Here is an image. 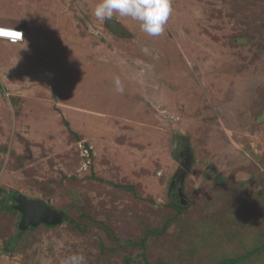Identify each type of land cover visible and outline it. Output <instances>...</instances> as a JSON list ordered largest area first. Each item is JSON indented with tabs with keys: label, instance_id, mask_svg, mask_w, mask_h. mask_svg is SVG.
I'll list each match as a JSON object with an SVG mask.
<instances>
[{
	"label": "rangeland",
	"instance_id": "obj_1",
	"mask_svg": "<svg viewBox=\"0 0 264 264\" xmlns=\"http://www.w3.org/2000/svg\"><path fill=\"white\" fill-rule=\"evenodd\" d=\"M97 3L0 0V25L26 31L0 40V264H216L263 245L264 0H170L156 37ZM18 195L66 222L21 231Z\"/></svg>",
	"mask_w": 264,
	"mask_h": 264
},
{
	"label": "clouds",
	"instance_id": "obj_2",
	"mask_svg": "<svg viewBox=\"0 0 264 264\" xmlns=\"http://www.w3.org/2000/svg\"><path fill=\"white\" fill-rule=\"evenodd\" d=\"M171 11L170 0H99L92 14L101 22L111 20L115 13L122 17H130L139 22L140 29L144 33L156 37L164 31V25L167 23ZM0 31L6 30L0 29ZM11 32L19 33L23 40L22 33L14 30ZM1 39L8 41L7 43L18 42L17 38L3 34H0ZM114 82L116 90L123 92L119 77H114ZM199 187L200 185H196V188ZM62 264H86V260L83 255L73 254L65 258Z\"/></svg>",
	"mask_w": 264,
	"mask_h": 264
},
{
	"label": "water",
	"instance_id": "obj_3",
	"mask_svg": "<svg viewBox=\"0 0 264 264\" xmlns=\"http://www.w3.org/2000/svg\"><path fill=\"white\" fill-rule=\"evenodd\" d=\"M185 163L186 162L183 161L182 168L186 170L187 165ZM177 194L179 197V203L184 206L186 203L181 188H178ZM15 201L16 206L14 208L21 214L19 224V229L21 231H25L28 227H36L40 224L45 226L60 225L63 220L62 213L57 212L44 202L28 200L21 195H18ZM141 257L143 259V255H141ZM144 263L149 264L146 260H144Z\"/></svg>",
	"mask_w": 264,
	"mask_h": 264
},
{
	"label": "trees",
	"instance_id": "obj_4",
	"mask_svg": "<svg viewBox=\"0 0 264 264\" xmlns=\"http://www.w3.org/2000/svg\"><path fill=\"white\" fill-rule=\"evenodd\" d=\"M0 89H1V86H0ZM62 122H63V125L67 128V130H68V132L70 133V134H72L73 135V137L75 138V139H77V136H76V134L72 131V130H70V127H69V124H68V122L67 121H65V120H62ZM84 148H85V150L86 151H88L89 153H90V155H91V151L88 149V146L85 144L84 145ZM5 197L4 198H2L1 199V201H0V205H2V206H4L5 205ZM9 203V202H8ZM8 205V207H10L11 208V205H12V203H11V205L10 204H7ZM175 209H177L176 210V213L177 214H180L184 209H185V207L183 206V205H181V204H175ZM14 210H12V212H13ZM15 213H17L16 211H14ZM66 218L65 217H63V220H62V222H66ZM168 224H169V222L168 221H166V223L163 225V227L160 229V230H150V231H146L145 232V234H144V236H143V238L139 241V242H137V243H133V244H131L132 246H136V247H139L140 249H142L143 248V246H144V244H145V240L146 239H149V238H151V237H154V236H159V235H162V234H164L165 232H166V230H167V227H168ZM264 251V244L263 245H261L260 247H257V248H254V249H252L251 251H248L246 254H244L243 256H239V257H235V258H229V259H224V260H222V261H220V262H218V263H216V264H238V263H240L241 261H243V260H245V259H247L250 255H252L253 253H256V252H263ZM129 263V259H126L125 260V264H128ZM157 264H163V263H157Z\"/></svg>",
	"mask_w": 264,
	"mask_h": 264
},
{
	"label": "built area",
	"instance_id": "obj_5",
	"mask_svg": "<svg viewBox=\"0 0 264 264\" xmlns=\"http://www.w3.org/2000/svg\"><path fill=\"white\" fill-rule=\"evenodd\" d=\"M0 29L6 30V31H9V32L14 30V31H18V32L22 33L23 40H22L20 34L18 33L19 34V37L17 38L18 42H9V43H11V44H20V43H22L24 41V38H25V31L24 30H22L20 28H7V27H4L2 25H0ZM1 40H3V39H1ZM6 42H8V41H6Z\"/></svg>",
	"mask_w": 264,
	"mask_h": 264
},
{
	"label": "snow or ice",
	"instance_id": "obj_6",
	"mask_svg": "<svg viewBox=\"0 0 264 264\" xmlns=\"http://www.w3.org/2000/svg\"><path fill=\"white\" fill-rule=\"evenodd\" d=\"M0 34L7 35V36H12L13 38H18L19 37L18 33L9 32V31H0Z\"/></svg>",
	"mask_w": 264,
	"mask_h": 264
},
{
	"label": "flooded vegetation",
	"instance_id": "obj_7",
	"mask_svg": "<svg viewBox=\"0 0 264 264\" xmlns=\"http://www.w3.org/2000/svg\"><path fill=\"white\" fill-rule=\"evenodd\" d=\"M179 177H180V179L183 178V174H180ZM178 181H179V180H178Z\"/></svg>",
	"mask_w": 264,
	"mask_h": 264
}]
</instances>
